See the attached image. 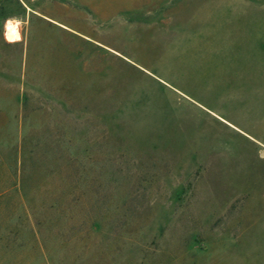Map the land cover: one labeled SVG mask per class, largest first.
Returning <instances> with one entry per match:
<instances>
[{
    "label": "rangeland",
    "instance_id": "rangeland-1",
    "mask_svg": "<svg viewBox=\"0 0 264 264\" xmlns=\"http://www.w3.org/2000/svg\"><path fill=\"white\" fill-rule=\"evenodd\" d=\"M0 264H264V0H0Z\"/></svg>",
    "mask_w": 264,
    "mask_h": 264
}]
</instances>
